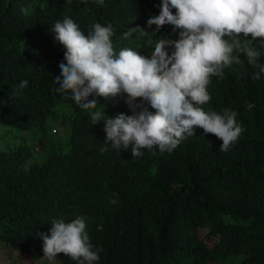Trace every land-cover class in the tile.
<instances>
[{"label":"trees","instance_id":"trees-1","mask_svg":"<svg viewBox=\"0 0 264 264\" xmlns=\"http://www.w3.org/2000/svg\"><path fill=\"white\" fill-rule=\"evenodd\" d=\"M159 4L0 0V125L46 130L50 115L60 113L69 131L67 141L52 133L41 140L38 149L48 152L40 160H31L26 146L0 150V243L19 250L16 264L43 257L40 233L49 234L53 220L78 216L93 250L102 248L95 264H215L240 254L241 264H264V74L252 79L245 54L244 67L211 78V99L203 105L237 113L244 131L226 152L222 141L196 128L170 153L142 149L132 157L105 144L104 120L92 125L89 111L56 91L65 49L54 41L55 22L70 18L85 36L95 23L111 25L117 53L130 48L148 56L149 38H176L171 25L157 36L152 29L147 36L124 33L146 28ZM258 50L264 66V49ZM93 98L98 105L91 111L105 112L104 119L133 114L125 94ZM59 255L62 264H77Z\"/></svg>","mask_w":264,"mask_h":264},{"label":"clouds","instance_id":"clouds-1","mask_svg":"<svg viewBox=\"0 0 264 264\" xmlns=\"http://www.w3.org/2000/svg\"><path fill=\"white\" fill-rule=\"evenodd\" d=\"M97 2L103 4V0ZM158 7L159 14L147 20L146 28L124 33L125 38L137 31L147 36L152 29L156 35L164 25H171L176 38L171 34L167 39L149 38L146 44L153 50L148 56L130 48L117 53L111 25L95 23L85 36L70 18L55 22L51 28L54 41L65 49V62L59 64L60 75L53 82L58 85L56 91L89 111L92 125L104 120L105 144L130 150L132 157H140L142 149L170 153L194 136L196 128L222 141L219 149L226 152L244 129L235 111L204 110L211 99L207 87L213 76H223L225 68L244 67L242 53L247 65L255 69L252 79H261L264 66L258 63L262 55L258 49H264V0H160ZM27 84L22 81L20 87ZM121 93L132 115L119 113L104 119L105 112L91 111L98 101L89 100L90 96L107 98ZM149 106L155 111H149ZM40 238L42 258L49 261L60 253L77 264H95L100 259L102 248L93 250L83 217L71 222L53 220L49 234L40 233Z\"/></svg>","mask_w":264,"mask_h":264},{"label":"rangeland","instance_id":"rangeland-1","mask_svg":"<svg viewBox=\"0 0 264 264\" xmlns=\"http://www.w3.org/2000/svg\"><path fill=\"white\" fill-rule=\"evenodd\" d=\"M60 112V110H59ZM66 115L53 113L50 115L49 123L46 130L41 126L25 129L21 127H9L0 125V150L15 149L18 146H26L31 153V160H40L43 155L48 152V147L44 151L38 149V143L47 138L50 133L64 137V141L68 140L69 131L67 130ZM19 250L13 249L4 243H0V264H16L19 262ZM20 263L22 257H20ZM243 255L227 256L215 262V264H241ZM32 264H62L60 255L57 254L56 260L49 261L46 258L34 260Z\"/></svg>","mask_w":264,"mask_h":264}]
</instances>
